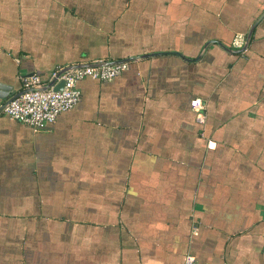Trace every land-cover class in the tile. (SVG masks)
Wrapping results in <instances>:
<instances>
[{
  "label": "crops",
  "instance_id": "crops-1",
  "mask_svg": "<svg viewBox=\"0 0 264 264\" xmlns=\"http://www.w3.org/2000/svg\"><path fill=\"white\" fill-rule=\"evenodd\" d=\"M263 10L0 0V93L134 57L41 128L0 110V264H264V16L232 44Z\"/></svg>",
  "mask_w": 264,
  "mask_h": 264
},
{
  "label": "built area",
  "instance_id": "built-area-1",
  "mask_svg": "<svg viewBox=\"0 0 264 264\" xmlns=\"http://www.w3.org/2000/svg\"><path fill=\"white\" fill-rule=\"evenodd\" d=\"M241 36H235L232 44L236 47L242 46ZM126 61H117L104 65H85L67 70L58 76L55 81L45 89H29L22 91L12 97L1 109L10 118L20 121L33 129L41 128L47 123L52 122L56 115L63 110L71 108L80 98V91L76 86V81L83 76L96 79H109L119 74L126 68ZM52 72V77L55 76ZM21 89L42 84L39 77L35 74L19 76ZM63 80L60 89H53V84ZM192 108L197 111L200 101L197 97L190 100ZM197 119L202 120V115L197 112ZM211 146V143L209 144ZM182 264H211L209 262L197 261L192 255H186Z\"/></svg>",
  "mask_w": 264,
  "mask_h": 264
},
{
  "label": "water",
  "instance_id": "water-1",
  "mask_svg": "<svg viewBox=\"0 0 264 264\" xmlns=\"http://www.w3.org/2000/svg\"><path fill=\"white\" fill-rule=\"evenodd\" d=\"M264 16V10L255 18V20L252 22V24L249 26L248 30L246 31L245 33V37H244V41H243V44L241 47H239L238 49H234L235 51H242L249 39H250V36H251V32H252V29L254 27V25L259 21L260 18H262ZM138 56H141V55H138ZM132 56H129V57H125V58H121V59H112V60H100V61H87V62H79V63H72V64H67V65H64L63 67H61L60 69H58L55 73V76L52 77L47 83H42V84H38V85H35V86H32L30 88H25V89H20L19 91H17L16 93L14 94H11V95H7V92H4V93H0V97L2 99V102L0 103V110L3 108V106L14 96L18 95L19 93H21L22 91H25V90H29V89H45L47 87H49L54 81H55V78L56 76H58L59 74L67 71V70H70L72 68H75V67H79V66H85V65H104V64H110V63H114V62H117V61H127V60H131ZM62 84H63V80L62 79H59L57 80L52 88L53 89H60L62 87ZM1 86V85H0ZM3 87V86H2Z\"/></svg>",
  "mask_w": 264,
  "mask_h": 264
},
{
  "label": "rangeland",
  "instance_id": "rangeland-1",
  "mask_svg": "<svg viewBox=\"0 0 264 264\" xmlns=\"http://www.w3.org/2000/svg\"><path fill=\"white\" fill-rule=\"evenodd\" d=\"M239 36H241V38H242V41H243V39H244V35L243 34H241V35H239ZM235 46V45H234ZM236 47V46H235Z\"/></svg>",
  "mask_w": 264,
  "mask_h": 264
}]
</instances>
